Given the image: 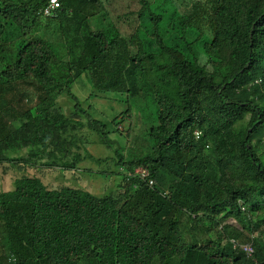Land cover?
<instances>
[{
  "label": "trees",
  "instance_id": "obj_1",
  "mask_svg": "<svg viewBox=\"0 0 264 264\" xmlns=\"http://www.w3.org/2000/svg\"><path fill=\"white\" fill-rule=\"evenodd\" d=\"M58 1L54 15L43 17L50 0H0V154L28 142L46 150L50 137L82 126L52 112L63 96L81 112L72 90L82 76L93 89L90 99L127 95L124 116L131 115L130 100L153 96L152 150L137 159L117 153L116 166L125 172L118 197L49 189L35 177L17 179L10 191L0 187V264H264L263 244L253 242L255 254L248 259L232 243L242 242L241 232L223 226L233 218L259 227L251 216L264 210V159L258 153L264 147V0L214 1L207 65L190 47L186 28L166 41L165 17L151 10L149 0H139L141 25L128 37L115 28H83L76 0ZM195 12L189 22L201 20ZM38 21L59 22L69 50L80 46V56L65 64L50 39L36 35ZM142 25L149 27L146 37ZM11 45L15 49L5 51ZM43 120L49 127L42 132ZM211 135L218 138L213 160L202 152ZM168 176L174 187L167 197L162 190ZM182 215L210 235L205 223L216 224L217 238L185 241Z\"/></svg>",
  "mask_w": 264,
  "mask_h": 264
},
{
  "label": "rangeland",
  "instance_id": "obj_2",
  "mask_svg": "<svg viewBox=\"0 0 264 264\" xmlns=\"http://www.w3.org/2000/svg\"><path fill=\"white\" fill-rule=\"evenodd\" d=\"M149 1L151 10L157 14H163L165 17L161 23V35L166 41L171 43L173 37L182 36L186 28L185 36L190 47L199 62L202 65H207L208 55L204 50V45L212 39L215 0ZM73 6L79 12L76 18L77 23H82L83 28L86 26L92 30L115 28V31L120 30L124 36L128 37L133 34L136 27L141 25V20H138V12L142 9L139 0H98V2H89L88 4L76 0ZM193 10H196L193 15L195 19H198L200 11L201 20L189 22ZM133 12L136 13L134 17L131 14ZM59 25V22L38 21L35 29L39 28V32L36 35L47 36L57 55L66 64L68 60L80 56L82 48L76 45L69 50L66 36ZM146 28L149 27L146 26ZM146 28L144 25L141 26V36L143 37L148 34ZM74 34L76 35L75 32ZM12 48L15 49V46L11 45L4 49L10 51ZM189 52L190 49L187 50V53L191 56ZM208 67L210 68V66ZM63 71L67 73L65 69L56 70L55 75ZM92 90L85 76L74 82L72 91L80 101L81 112L76 110V102L71 101L68 97L58 98L52 112L61 117L80 121L82 126L77 124L68 126L66 132H60L61 135L57 133L54 138L50 137L48 149L45 150L40 144L32 142L21 143L16 151L9 147L2 148L0 187L3 191L13 190L14 182L17 179L35 177L39 178L49 189L80 188L96 196L113 195L118 197L124 193L125 172L116 166L117 153L137 159L151 152L152 142L148 134L152 125L155 124L153 118H155L157 106L151 94H140L142 97H136L129 101L132 105L131 115L124 116L129 106L127 95L109 93L101 98L90 99ZM25 107L29 108V105L19 108L20 112L28 109ZM96 121H102L106 125V129ZM42 124L43 132V128H48L49 125L46 120H43ZM14 126L17 131H21L19 127L22 124L15 123ZM107 132L106 138L104 133ZM217 145L218 138L215 135L209 136L203 145L206 147L202 151L203 155L211 160L215 159ZM258 153L264 159V147ZM1 157H6V159L3 160ZM76 162L78 164L73 168L72 165ZM173 187L171 177L168 176L166 186L162 190L164 196L168 197ZM181 219L179 228L185 241L196 242L198 239L203 244L209 238L214 240L217 238L216 224L205 223V228L212 230L210 235V233H205L200 226L190 223L186 215H182ZM251 219L254 223H259L260 226H253L251 220H244L245 222L243 221V225H241L233 218L225 220L223 226H232L236 231H240L239 240L242 241L241 243L254 242L256 244V242H260L264 245V210H258L252 214ZM218 229H222V226H219ZM243 257L245 256L243 255Z\"/></svg>",
  "mask_w": 264,
  "mask_h": 264
},
{
  "label": "built area",
  "instance_id": "obj_3",
  "mask_svg": "<svg viewBox=\"0 0 264 264\" xmlns=\"http://www.w3.org/2000/svg\"><path fill=\"white\" fill-rule=\"evenodd\" d=\"M60 7V3L58 0H51L50 4L44 8L42 11V14L44 16H50L53 15L54 11H56ZM197 138L200 137V133H196ZM137 173H140L143 178H147L149 176L148 172L144 171L143 169L136 170ZM150 186L152 187L154 185V181H149ZM232 243L234 244V248L236 250L241 251L244 253L248 258L252 257L255 254V247L253 243H240L238 241L233 240Z\"/></svg>",
  "mask_w": 264,
  "mask_h": 264
},
{
  "label": "clouds",
  "instance_id": "obj_4",
  "mask_svg": "<svg viewBox=\"0 0 264 264\" xmlns=\"http://www.w3.org/2000/svg\"><path fill=\"white\" fill-rule=\"evenodd\" d=\"M50 1H51V0H50ZM59 3H60V2H59ZM49 4H50V2H49ZM49 4H48V5H49ZM48 5H47V6H48ZM47 6H46V7H47ZM46 7H45V8H46ZM59 8H60V7H59ZM59 8H58V9H59ZM42 10H43V9H42ZM54 12H55V11H54ZM53 15H54V13H53ZM53 15H50V16H53ZM42 16H43V17H50V16H44L43 14H42ZM232 241H233V240H232ZM240 243H241V242H240ZM245 256H246V255H245Z\"/></svg>",
  "mask_w": 264,
  "mask_h": 264
}]
</instances>
